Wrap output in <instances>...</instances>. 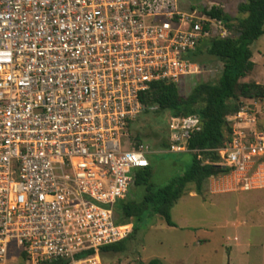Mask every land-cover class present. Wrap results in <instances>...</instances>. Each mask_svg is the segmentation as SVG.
Instances as JSON below:
<instances>
[{"label":"built area","instance_id":"built-area-1","mask_svg":"<svg viewBox=\"0 0 264 264\" xmlns=\"http://www.w3.org/2000/svg\"><path fill=\"white\" fill-rule=\"evenodd\" d=\"M200 7L0 0V264L14 250L24 264H101L100 249L132 233L115 207L150 166L152 149L130 132L144 96L154 83L199 75L198 48L231 36ZM245 117L253 125L217 150L242 176L264 157L256 117L242 109L234 118ZM168 128L165 152H190L201 118L170 116Z\"/></svg>","mask_w":264,"mask_h":264},{"label":"rangeland","instance_id":"rangeland-1","mask_svg":"<svg viewBox=\"0 0 264 264\" xmlns=\"http://www.w3.org/2000/svg\"><path fill=\"white\" fill-rule=\"evenodd\" d=\"M245 2L180 0V8L190 12L194 7L217 6L231 17L240 18L238 8ZM251 49L255 68L243 81L264 86V36ZM197 61L203 64H199L201 73L183 77L178 83L183 97L198 83L216 81L221 75L222 64L214 57L204 53ZM242 109L256 117V130L264 134V100H246ZM234 117L229 118L234 133L241 127L249 129L253 125L249 118L236 120ZM169 122L168 113L158 114L152 110L139 115L131 125L132 134L139 135L152 149L148 160L153 172L151 182L157 188L165 187L173 178L188 172L193 162L190 152L167 153L160 148L163 141L169 142ZM222 163L221 160L220 165ZM249 183L255 189L245 191ZM212 186L217 187L218 193L211 192ZM144 194L143 187L132 186L126 199L140 201ZM171 217L174 227L160 215L146 218L130 250L99 253L101 264H148L152 260L163 264H264V157L257 160L247 175L230 173L211 178L202 195L191 187L173 206ZM16 253V250L12 252L8 264H24Z\"/></svg>","mask_w":264,"mask_h":264},{"label":"trees","instance_id":"trees-1","mask_svg":"<svg viewBox=\"0 0 264 264\" xmlns=\"http://www.w3.org/2000/svg\"><path fill=\"white\" fill-rule=\"evenodd\" d=\"M200 10L209 17L223 20L231 36L203 42L192 60L203 66L197 61L201 55L206 53L214 57L222 64L221 75L216 81L198 83L187 97L180 94L178 84L160 82L154 83L143 98L146 108L144 114L154 110L158 114L168 113L173 117L199 115L201 130L195 132L188 142V149L193 155L191 168L161 188L151 182V165L138 170L133 186L143 187L144 197L140 201L122 200L115 207L117 222L133 221V231L126 239L101 248L99 253L102 255L128 252L146 218L160 215L169 226L174 227L171 210L191 187L196 194L202 195L211 178L229 175L231 170L220 165L222 159L217 151L230 142L234 134L229 118L241 112L244 101L264 100V86L243 81L255 68L251 47L264 36V0H246L238 8L242 16L240 18L231 17L217 6L200 7ZM132 137L136 142L143 141L137 134H132ZM168 146V142L163 141L160 148L167 149ZM93 253H84L77 258ZM66 263L62 261L57 264ZM148 264L163 263L152 260Z\"/></svg>","mask_w":264,"mask_h":264},{"label":"crops","instance_id":"crops-1","mask_svg":"<svg viewBox=\"0 0 264 264\" xmlns=\"http://www.w3.org/2000/svg\"><path fill=\"white\" fill-rule=\"evenodd\" d=\"M232 174V173H231ZM249 184H247V186L244 188L245 191H251V190H254L255 187L254 186H249ZM212 193H218V190H217V187H213L212 186V190H211Z\"/></svg>","mask_w":264,"mask_h":264},{"label":"bare ground","instance_id":"bare-ground-1","mask_svg":"<svg viewBox=\"0 0 264 264\" xmlns=\"http://www.w3.org/2000/svg\"><path fill=\"white\" fill-rule=\"evenodd\" d=\"M238 178H239V177H238ZM238 181H239V180H238ZM251 182H252V181H251ZM251 184H252V183H251ZM251 184L249 183L248 187L253 185V184H252V185H251ZM260 184H261V183H260ZM258 186H259V185H258Z\"/></svg>","mask_w":264,"mask_h":264}]
</instances>
